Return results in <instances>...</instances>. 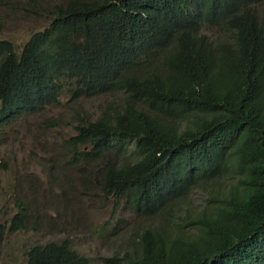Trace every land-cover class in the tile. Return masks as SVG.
<instances>
[{
  "label": "trees",
  "instance_id": "obj_1",
  "mask_svg": "<svg viewBox=\"0 0 264 264\" xmlns=\"http://www.w3.org/2000/svg\"><path fill=\"white\" fill-rule=\"evenodd\" d=\"M241 0H66L54 6L52 16L22 42L0 37V126L16 114L35 113L59 102L60 86L70 88L76 100L115 91L132 90L118 108L106 105L93 120L79 122L75 133L64 138L72 148L73 163L100 164L98 185L102 204L113 199L111 212L127 209L152 213L158 219V260L155 264H234L225 259L235 245L242 254L264 264V59L261 53L239 51L240 61L221 81L227 85L222 99L208 92L185 103L184 96H165L155 72L169 71L179 77L195 36L208 38L206 26L222 28L226 8ZM1 30V29H0ZM243 64V71L239 65ZM233 68H237L233 71ZM136 82L160 101L159 110L171 111L188 124L179 141L204 145L210 157L237 156L245 174L242 187L218 186L214 211L198 218L190 234L176 228L172 195L178 175L163 186L139 177L149 169L171 165L170 147L154 141V120L135 105ZM215 85L216 91L221 86ZM177 83L166 86L173 90ZM111 135L109 140H105ZM120 141L113 142V137ZM130 135V136H125ZM132 136L141 157L111 159L110 152L124 155ZM178 133L173 130L171 139ZM106 202V203H105ZM173 218V219H172ZM2 226V225H0ZM25 226L18 211L8 230ZM169 228H172L170 230ZM3 228H1L2 230ZM25 264H87L68 237L34 243L26 250Z\"/></svg>",
  "mask_w": 264,
  "mask_h": 264
},
{
  "label": "rangeland",
  "instance_id": "obj_2",
  "mask_svg": "<svg viewBox=\"0 0 264 264\" xmlns=\"http://www.w3.org/2000/svg\"><path fill=\"white\" fill-rule=\"evenodd\" d=\"M65 1L0 0V37L24 41L48 23L55 5ZM103 103L102 96L71 101L64 95L58 103L20 114L0 128V224L9 226L19 207L28 214L25 228L0 232V264H25L30 245L63 237L89 256V264H108L104 257L113 247L119 250L126 232L148 224L125 212L119 226L111 218L113 200L103 205L102 196L92 195L100 190L84 179L89 172L93 179L99 177L100 166L73 163L63 147L74 126L95 119ZM191 196L195 206L208 199L199 189Z\"/></svg>",
  "mask_w": 264,
  "mask_h": 264
},
{
  "label": "clouds",
  "instance_id": "obj_3",
  "mask_svg": "<svg viewBox=\"0 0 264 264\" xmlns=\"http://www.w3.org/2000/svg\"><path fill=\"white\" fill-rule=\"evenodd\" d=\"M223 21L224 25L222 28L214 26H206L204 28L208 38L195 36L186 42L191 46L192 51L189 60L182 65L178 78L169 71L158 69L155 72L164 85L167 100L172 96L178 95L181 97L184 96L185 103H187L194 98L206 95L208 92L222 99L227 85L221 83V81L231 70V64L240 61L238 56L239 51L247 50L261 53L264 59V0H241L229 5L224 12ZM239 69L243 71V64L239 65ZM236 70L237 68H233L232 72ZM174 82L177 83V87L173 90H167L166 86ZM220 83L221 86L217 89L216 93L213 87ZM135 84L140 95L135 105L145 111L154 120L156 135L153 140L161 141L163 144L159 145L160 147H170L169 155L171 159V165L169 167L165 165L162 169L145 170L138 175L150 184L158 186H163L164 182L168 183L169 176L171 175L176 174L179 176L175 181L178 189L170 199L174 201V209L172 210L173 218L177 216L175 220L176 228L180 233L190 234L198 224L197 221L200 215L208 211H214L215 204L218 203V186L242 187L241 182L245 178V174L238 169L239 160L234 154L210 157L204 145L194 142L181 143L179 141L181 138L180 135L188 125L185 123V120L179 116H174L171 111L159 110L160 101L147 94L142 84L138 82ZM70 91L68 86H60V97L66 95L70 98ZM99 96L104 97V103L101 107L103 111L108 104H110V108H118L124 96H129L132 100L134 98V92L132 90L115 91ZM79 99L70 100L77 101ZM21 113L19 112L15 117ZM9 121L10 119L6 120L5 123L2 121L0 128ZM80 123H83V121ZM173 130H176L178 133L176 139H171ZM132 137V139L126 140L125 142L126 150L124 151V155L120 156L114 152H110V158H123L130 160V164H137L134 162L141 157V152L136 147V139L142 140L143 138ZM110 138L111 135H107L105 140H109ZM111 141L119 143L120 139L117 135ZM63 147L68 150L72 160L74 155L72 148L68 146V142L64 139ZM111 154L115 158H112ZM88 166L95 167L100 166V164ZM98 170L101 176L102 166ZM89 174L85 175L84 179L86 182H88L86 179ZM100 176H96L93 179L91 174V180L94 182ZM95 186L99 189L98 185ZM197 189L205 192L208 196V199L200 206L194 205L191 196L192 192ZM124 205L126 204L123 202L120 210L111 212V218H116L119 226L123 222L122 214L125 212L133 214L142 221H148V224L136 226L126 232L123 244L119 250L113 247L111 255L104 257V260L108 264H155L159 256V252L157 251V246L159 245V231H157L159 227L158 219H154L152 213L133 211L127 209ZM18 211H24L25 213V226L21 227L25 228L28 216L26 209L19 207L16 212ZM106 223H108V220L105 221ZM0 225H2L0 226V232L4 231V229L8 230V226L6 227L5 224ZM1 228L3 229L1 230ZM118 228L115 230L116 233ZM169 229L174 232L172 228ZM111 233H114V231L112 230ZM55 241H60V239ZM78 254L86 258V263L89 264L88 255L81 254L79 251ZM231 256L237 259L234 264H256L253 258L242 254L241 243L232 247L228 254L225 253L226 260Z\"/></svg>",
  "mask_w": 264,
  "mask_h": 264
}]
</instances>
